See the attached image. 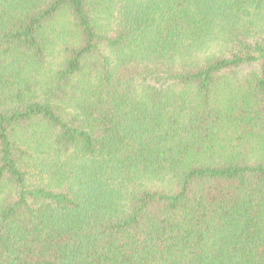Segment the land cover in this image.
Instances as JSON below:
<instances>
[{
	"label": "trees",
	"instance_id": "trees-1",
	"mask_svg": "<svg viewBox=\"0 0 264 264\" xmlns=\"http://www.w3.org/2000/svg\"><path fill=\"white\" fill-rule=\"evenodd\" d=\"M0 264H264V0H0Z\"/></svg>",
	"mask_w": 264,
	"mask_h": 264
}]
</instances>
